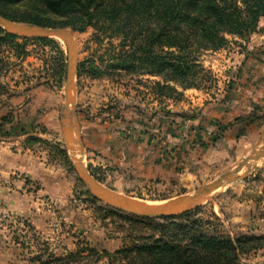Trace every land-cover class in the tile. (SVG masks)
<instances>
[{"label": "rangeland", "instance_id": "1", "mask_svg": "<svg viewBox=\"0 0 264 264\" xmlns=\"http://www.w3.org/2000/svg\"><path fill=\"white\" fill-rule=\"evenodd\" d=\"M94 33L72 32L77 69L84 67L73 90L83 163L100 185L133 202L175 204L257 148L264 128V20L248 37L226 36L224 48L198 54L208 73L196 89L168 83L179 97L154 90V82L164 85L160 77L114 69L120 39L97 42ZM21 39L15 41L24 49L21 59L9 46L0 49V142H13L7 148L21 153L20 169L3 181L0 264H107L121 248L157 238L153 228L166 224L161 218L143 220L83 192L73 167L77 152L65 147L59 123L65 72L59 76L54 67L62 59L66 70L65 45ZM207 217L231 237H264V158L244 181L200 206L195 218ZM238 264H264V245Z\"/></svg>", "mask_w": 264, "mask_h": 264}, {"label": "trees", "instance_id": "2", "mask_svg": "<svg viewBox=\"0 0 264 264\" xmlns=\"http://www.w3.org/2000/svg\"><path fill=\"white\" fill-rule=\"evenodd\" d=\"M0 16L78 33L92 28L97 42L102 36L118 37L121 52L114 69L160 77L164 85L154 82V90L179 97L181 92L168 83L181 90L196 89L199 78L208 73L197 62L198 54L224 48L226 36L244 39L254 33L264 20V0H0ZM17 39L0 29V49L9 46L21 59L25 52ZM30 40L54 44L47 38ZM4 66L0 58V73ZM54 70L64 75L62 59ZM82 72L80 64L76 77ZM199 208L177 218H161L166 224L153 228L157 238L121 248L107 264H238L242 255L264 245V237L221 232L212 222L216 218H195Z\"/></svg>", "mask_w": 264, "mask_h": 264}, {"label": "water", "instance_id": "3", "mask_svg": "<svg viewBox=\"0 0 264 264\" xmlns=\"http://www.w3.org/2000/svg\"><path fill=\"white\" fill-rule=\"evenodd\" d=\"M0 29L5 33L22 39L56 38L66 48V70L64 82V102L59 109V123L65 147L78 155L73 157V167L78 179L84 185L83 192L104 206L113 208L132 216L143 218H175L208 203L216 193L225 187L244 181L253 170L254 165L264 158V128L257 139L256 149L242 160L232 171L222 174L213 181L203 185L191 195L169 206L133 202L103 187L88 172L83 163L84 147L80 137L79 123L75 111L74 81L77 70V47L68 28H48L11 21L0 16ZM242 171V172H241ZM241 172V173H240Z\"/></svg>", "mask_w": 264, "mask_h": 264}, {"label": "crops", "instance_id": "4", "mask_svg": "<svg viewBox=\"0 0 264 264\" xmlns=\"http://www.w3.org/2000/svg\"><path fill=\"white\" fill-rule=\"evenodd\" d=\"M2 145H5V147ZM8 145L12 146L13 142H0V197L3 196L2 198H7L5 196L7 194V188L4 187L3 181L5 182V179L9 173H14L17 171V169H20L18 166H16L18 163H20L16 157L21 155V153L17 154L16 152L9 150L7 148ZM10 203L12 204L13 202Z\"/></svg>", "mask_w": 264, "mask_h": 264}, {"label": "bare ground", "instance_id": "5", "mask_svg": "<svg viewBox=\"0 0 264 264\" xmlns=\"http://www.w3.org/2000/svg\"><path fill=\"white\" fill-rule=\"evenodd\" d=\"M59 40H60V39H59ZM169 203H171V202H169ZM174 203H175V202H174ZM152 205H153V204H152ZM169 205H171V204H161V203H160V204H156V203L154 204V206H160V207H161V206H169Z\"/></svg>", "mask_w": 264, "mask_h": 264}]
</instances>
